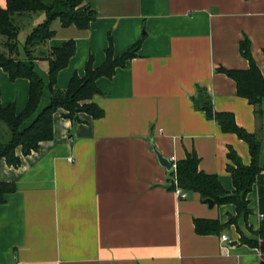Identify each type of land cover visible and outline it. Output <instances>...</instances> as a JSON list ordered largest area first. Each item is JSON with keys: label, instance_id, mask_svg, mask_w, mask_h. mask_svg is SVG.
I'll return each mask as SVG.
<instances>
[{"label": "crops", "instance_id": "0c3cea01", "mask_svg": "<svg viewBox=\"0 0 264 264\" xmlns=\"http://www.w3.org/2000/svg\"><path fill=\"white\" fill-rule=\"evenodd\" d=\"M92 1L97 16L89 27H65L56 18L51 24L55 34L40 46L51 53L67 39L76 40L75 54L57 75L58 88H67L74 73L85 74L90 55L96 67L103 64L110 38L116 55L141 39L142 46L113 77L98 78L101 92L93 101L104 109L102 116L85 112L74 120L59 108L51 139L26 155L18 147L19 165L0 159V179L17 185L0 203V264H260L262 250L241 241L242 235L259 239L255 231L264 211L258 184L248 194V221L227 224L237 215V205L209 206L198 191L181 197L169 187V169L159 163L154 147L175 161L197 152L200 169L215 173L226 190L234 191L228 152L234 148L250 164V144L224 131L197 99L206 88L216 111L232 112L264 144V103L260 113L221 69L249 68L241 45L250 39L264 75V0ZM6 5L0 0V6ZM35 16L26 38L46 18ZM0 50H5L2 45ZM20 56L33 62L45 83L25 129L51 102L52 91L49 61L38 57L31 62L25 51ZM29 86V78L12 79L0 65L4 106L14 103L23 111ZM9 133L0 122V140ZM195 218L226 225L202 234ZM224 232L232 240L224 243Z\"/></svg>", "mask_w": 264, "mask_h": 264}, {"label": "trees", "instance_id": "16d2710c", "mask_svg": "<svg viewBox=\"0 0 264 264\" xmlns=\"http://www.w3.org/2000/svg\"><path fill=\"white\" fill-rule=\"evenodd\" d=\"M6 7L0 6V35L5 36L3 46L0 50V65L9 73L10 78L27 77L30 80L29 99L23 111L18 112L14 103L4 106L1 102L0 91V122L9 128L8 139L0 140V159L5 158L10 165H19L22 156L16 152L21 147V152L26 155L33 150H38L42 140L53 137V117L59 108H64V115L74 120H79L80 113H89L94 118L104 114V109L93 101V97L101 90L98 88L97 80L100 76L113 77L117 67L125 66L128 59L136 56L142 46V39L135 42L122 54H115V47L110 38L106 49V61L96 67L93 56L90 55L85 66L83 76L74 73L65 89L56 86L58 73L68 66L70 58L77 50L76 40L67 39L60 46H54L52 52L40 48L56 31L51 28L52 21L60 18L62 25L75 24L79 28L89 27L92 20L97 16V10L92 0H6ZM37 11H44L46 18L37 23L28 34L24 47L26 58L33 61L43 57L49 61L48 75L50 76V91H52L51 102L38 114L30 125L22 129L24 121L32 116L37 110L43 96L44 79L31 64L25 62L20 56L21 50L18 45L20 25L17 16L33 15ZM39 49V53L36 54ZM242 53L250 60L248 69H228L221 67L238 85V92L257 105V111H262L264 103V75L257 66L250 51V39H246L241 45ZM198 106L206 111L207 116L214 118L221 128L227 132L237 133L250 144V164L244 163L234 148L228 152L233 161L228 164V169L233 175L234 191L226 190L219 176L215 173L205 172L200 169V158L197 152L192 151L185 158L176 163L177 167L169 169V187L177 189L181 186L188 192L198 191L205 200L212 197L217 204L233 202L237 205V215L229 218L228 223H238L239 218L248 221L252 212L249 205L248 194L252 191L253 184H258L259 204L264 211V144L256 132H250L239 125L236 116L230 111H216L211 101L209 91L204 88L200 90L197 99ZM14 181L0 179V203L6 202V195L16 189ZM260 227L255 231L259 239H251L242 235L241 241L249 245L259 247L264 257V216ZM196 230L202 234L209 232H220L226 223L218 219L195 218Z\"/></svg>", "mask_w": 264, "mask_h": 264}, {"label": "rangeland", "instance_id": "374dc122", "mask_svg": "<svg viewBox=\"0 0 264 264\" xmlns=\"http://www.w3.org/2000/svg\"><path fill=\"white\" fill-rule=\"evenodd\" d=\"M36 14H45L44 11H37L36 13H34L33 17L36 18ZM18 17V22H19V25H20V34H19V38H18V45L20 47V50L21 52L25 50V47H24V43H25V39H26V35H27V27L30 26L31 22H32V16H29V15H25V16H17ZM32 18V19H31ZM5 40V36L4 35H0V46L2 45L3 49L4 46H3V42Z\"/></svg>", "mask_w": 264, "mask_h": 264}, {"label": "water", "instance_id": "95a60500", "mask_svg": "<svg viewBox=\"0 0 264 264\" xmlns=\"http://www.w3.org/2000/svg\"><path fill=\"white\" fill-rule=\"evenodd\" d=\"M154 148H155V151L157 152L159 163L165 165L168 169H172L173 168V162L171 161V159L169 157L163 155L162 152H160L159 149H157L156 147H154ZM205 201L207 203H209V206H213L215 204V200L212 197L206 198ZM236 243H237L236 240L232 241V244H236ZM260 264H264V260L261 261Z\"/></svg>", "mask_w": 264, "mask_h": 264}, {"label": "built area", "instance_id": "2783aa9c", "mask_svg": "<svg viewBox=\"0 0 264 264\" xmlns=\"http://www.w3.org/2000/svg\"><path fill=\"white\" fill-rule=\"evenodd\" d=\"M172 160H174V159H172ZM175 161V160H174ZM174 168H176L177 167V165H176V163H174ZM176 191L179 193V195L181 196V197H183V198H185V197H187L188 196V194H189V192L188 191H186L185 189H183L181 186H177V189H176ZM261 216L263 217L264 216V213H261ZM221 240L225 243V242H227V241H229V240H232V238H231V236H229L228 235V233L227 232H224V233H222L221 234Z\"/></svg>", "mask_w": 264, "mask_h": 264}]
</instances>
